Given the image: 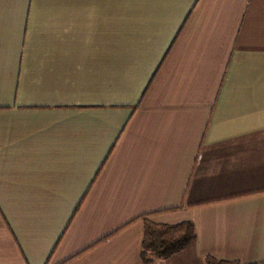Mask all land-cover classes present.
<instances>
[{
  "label": "crops",
  "instance_id": "crops-1",
  "mask_svg": "<svg viewBox=\"0 0 264 264\" xmlns=\"http://www.w3.org/2000/svg\"><path fill=\"white\" fill-rule=\"evenodd\" d=\"M264 264V0H0V264Z\"/></svg>",
  "mask_w": 264,
  "mask_h": 264
},
{
  "label": "trees",
  "instance_id": "trees-1",
  "mask_svg": "<svg viewBox=\"0 0 264 264\" xmlns=\"http://www.w3.org/2000/svg\"><path fill=\"white\" fill-rule=\"evenodd\" d=\"M196 236L195 225L192 221H183L173 225L146 221L141 254L143 264H153L154 259L168 260L194 242ZM207 264L240 263L208 256Z\"/></svg>",
  "mask_w": 264,
  "mask_h": 264
}]
</instances>
